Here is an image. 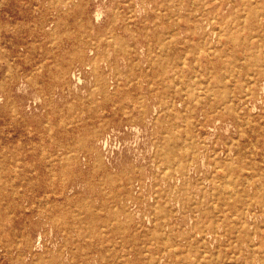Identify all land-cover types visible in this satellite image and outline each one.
Wrapping results in <instances>:
<instances>
[{
    "label": "rangeland",
    "instance_id": "374dc122",
    "mask_svg": "<svg viewBox=\"0 0 264 264\" xmlns=\"http://www.w3.org/2000/svg\"><path fill=\"white\" fill-rule=\"evenodd\" d=\"M263 7L0 0V264H264Z\"/></svg>",
    "mask_w": 264,
    "mask_h": 264
},
{
    "label": "bare ground",
    "instance_id": "6f19581e",
    "mask_svg": "<svg viewBox=\"0 0 264 264\" xmlns=\"http://www.w3.org/2000/svg\"><path fill=\"white\" fill-rule=\"evenodd\" d=\"M192 7H193V6H192ZM263 8H264V7H263ZM263 8H262V9H263ZM259 9H260V8H259ZM262 11H264V9H263ZM242 20H243V19H242ZM233 21H234V20H233ZM219 26H220V25H219ZM222 27H224V26H222ZM126 28H127V27H126ZM211 29H212V28H211ZM214 29H215V28H214ZM218 29H219V28H218ZM215 30H216V29H215ZM215 33H216V32H215ZM214 35H215V34H214ZM218 36H219V34H218ZM252 37L257 38L258 41H256V40H255V41H256V43L259 44V45L261 44L260 40L264 38V36L261 35L260 33H252ZM217 39H218V38H217ZM239 40H240V39H238V41H239ZM221 42H222V41H221ZM221 45H222V44H221ZM158 47H159V46H158ZM244 50H245V49H244ZM243 52H244V51H243ZM238 53L240 54V52H238ZM208 54H210V53H208ZM217 54H218V53H217ZM239 54H238V55H239ZM156 57H157V56H156ZM157 58H158V57H157ZM237 59H238V58H237ZM257 59L260 61V60L263 59V56L259 54L258 57H257ZM241 60H242V59H241ZM196 63H197V62H196ZM230 64H231V63H230ZM255 65H256V64H255ZM263 65H264V64H263ZM234 66H235V65H234ZM210 69H211V68H210ZM248 69H249V68H248ZM211 70H213V69H211ZM250 70H251V69H250ZM225 72H226V71H225ZM240 72H241V71H240ZM252 72H254L253 69H252ZM256 72H258V74H261V75L264 76V68L257 67ZM209 73H210V72H209ZM220 73H221V72H220ZM250 73H251V72H250ZM222 74H223V71H222ZM226 74H227V73H226ZM251 74H253V73H251ZM251 74H250V75H251ZM256 75H257V74H256ZM224 76H225V75H224ZM224 76H223V77H224ZM234 77H235V76H234ZM246 77H247V76H246ZM248 77H249V76H248ZM251 77H252V76H251ZM78 78H80V77H78ZM225 78H226V77H225ZM225 78H224V79H225ZM228 78H230V77H228ZM228 78H227V79H228ZM257 78H258L257 76H256L255 79L253 78L254 80L252 79V82L255 81V80H257ZM227 79H226V80H227ZM243 80H244V79H243ZM227 81H228V80H227ZM245 81H246V80H245ZM221 82H223V81H221ZM221 82H220V83H221ZM230 82H231V80H230ZM247 82H248V81H247ZM236 83H238V82H236ZM233 85H234V84H233ZM233 85H232V86H233ZM205 87H206V86H205ZM262 87H264V85H263ZM206 88H207V87H206ZM206 88H205V89H206ZM242 88H243V86L241 87V89H242ZM247 88H250V87H247ZM253 88H254V87H253ZM203 89H204V88H203ZM212 89H213V88H212ZM229 89H230V88H229ZM245 89H246V87H245ZM246 90H247V89H246ZM212 91H213V90H212ZM212 91L210 90V92H212ZM219 91L221 92V90H219ZM224 91H225V89H224ZM231 91H232V90H231ZM210 92H209V93H210ZM227 92H229V91L227 90ZM199 93H200V92H199ZM209 93H208V95H209ZM231 93H232V92H231ZM252 93H253V92H252ZM210 94H211V93H210ZM220 94H223V93L221 92ZM246 94H248V93H246ZM227 95H228V94H227ZM229 95H230V94H229ZM231 96H232V94H231ZM231 96H230V97H231ZM200 97H201V96H200ZM231 98H232V97H231ZM231 98H230V102H231ZM258 100H259V99H258ZM212 101L214 102V100H212ZM232 101H234V100H232ZM245 103H246V102H245ZM236 106H237V105H236ZM249 107H250V106H249ZM253 107H254V106H253ZM255 107H256V106H255ZM255 107H254V108H255ZM226 109H227V108H226ZM228 110H229V109H228ZM228 110H227V111H228ZM255 110H256V109H255ZM235 111H237V110H235ZM251 112H252V111H251ZM237 113H238V112H237ZM238 117H239V116H238ZM246 118H247V117H246ZM252 118H253V117H252ZM239 119H241V118H239ZM243 119H244V118H243ZM217 120H218V119H217ZM219 120H220V119H219ZM226 122H227V121H226ZM229 123H230V122H229ZM247 123H248V122H247ZM210 127H211V126H210ZM211 128H212V127H211ZM213 128H214V127H213ZM168 134H169V132H168ZM204 134H205V133H204ZM214 134H215V133H214ZM233 138H234V137H233ZM182 141H183V140H182ZM184 141H185V138H184ZM202 142H204V141H202ZM235 142H236V138H235ZM168 143L171 144V147H172V148H170V149H166L168 155L170 156V155H173V154L177 153L176 148L173 146L175 143H177V142H176V139H175L174 137H170ZM180 143H181V142H180ZM188 145H189V144H188ZM185 147H186V146H185ZM238 147H239V145H238ZM188 148H189V146H188ZM191 149H192V148H191ZM206 149H207V148H206ZM206 149H205V150H206ZM181 150H182V149H181ZM182 151H183V150H182ZM188 151H189V150H188ZM204 152H205V151H204ZM215 152H216V151H215ZM226 152H227V150H226ZM184 153H185V152H184ZM184 153H183V154H184ZM192 153H193V152H192ZM217 154H218V153H217ZM181 155H182V154H181ZM213 155H214V153H213ZM215 155H216V154H215ZM218 155H219V154H218ZM227 155H228V154H227ZM234 155H235V154H234ZM184 156H185V155H184ZM224 156H225V155H224ZM252 156H253V155H252ZM217 157H218V156H217ZM226 157H228V156H226ZM183 158H185V157H183ZM224 158H225V157H224ZM230 158H231V157H230ZM203 159H204V158H203ZM216 159H217V158L215 157V161H216ZM217 160H218V159H217ZM229 160H230V159H229ZM160 161H163V160L160 159ZM189 162H190V161H189ZM203 162H204V161H203ZM161 163H162V162H161ZM204 163H205V162H204ZM159 164H160V163H159ZM189 164H190V163H189ZM160 165H162V164H160ZM202 165H203V164H202ZM210 165H211V164H210ZM231 165H232V164H231ZM234 165H235V164H234ZM175 166H176V165H175ZM177 166H178V165H177ZM193 166H194V165H193ZM228 166H229V165H228ZM252 166H253V165H252ZM205 167H206V166H205ZM253 168H254V167H253ZM165 169H166V168H165ZM187 169H188V168H187ZM224 169H225V168H224ZM242 169H243V168H242ZM244 169H245V168H244ZM248 169H249V168H248ZM184 170H185V169H184ZM190 170H191V168H190ZM192 170H193V169H192ZM187 171H188V170H187ZM244 171H245V170H244ZM195 172H196V171H195ZM212 172H213V171H212ZM229 173H230V172H229ZM229 173H228V174H229ZM262 173H263V172H262ZM224 175H225V174H224ZM251 175H252V174H251ZM226 177H227V176H226ZM242 177H243V176H242ZM227 178H228V177H227ZM233 178H234V177H233ZM262 178H263V177H262ZM250 179H251V178H250ZM178 180H179V179H178ZM202 180H203V179H202ZM248 180H249V179H248ZM186 181H187V180H186ZM229 181H230V179H229ZM232 181H233V180H232ZM216 182H217V181H216ZM224 182H225V181H224ZM224 182H222V183H224ZM254 182H255V181H254ZM253 184H254V183H253ZM259 185H261V183H260ZM229 186H230V185H229ZM240 186H241V185H240ZM254 186H257V185L255 184ZM239 188H240V187H239ZM211 191H212V190H211ZM235 191H236V190H235ZM244 191H245V190H244ZM215 192H216V189H215ZM230 192H231V191H230ZM245 192H246V191H245ZM245 192H244V193H245ZM255 192H256V191H255ZM246 194H247V193H246ZM198 196H199V195H198ZM243 196H244V195H243ZM201 198H202V196H201ZM220 198H221V197H220ZM230 198H231V197H230ZM202 200H203V198H202ZM210 201H211V200H210ZM220 201H221V200H220ZM177 202H179V200H178ZM201 202H202V201H201ZM211 203H212V201H211ZM216 205H218V204H216ZM204 210H205V209H204ZM220 211H221V210H220ZM225 211H226V210H225ZM252 211H253V210H252ZM239 213H240V212H238V214H239ZM233 215H234V214H233ZM253 220H255V218H253ZM243 222H245V221H243ZM120 228H121V227H120ZM125 230H126V229H125ZM215 230H216V228H215ZM257 230H258V229H257ZM237 231H238V230H237ZM215 232H217V231H215ZM198 234H199V232H198ZM209 234H210V233H209ZM210 235H211V234H210ZM191 236H192V235H191ZM236 236H237V235H236ZM214 240H215V239H214ZM219 240H220V239H219ZM219 244H220V243H219ZM212 245H213V244H212ZM226 246H227V245H226ZM217 248H218V247H217ZM218 250H219V249H218ZM257 252H259V251H257ZM32 254H33V253H32ZM34 254H35V253H34ZM157 254H158V253H157ZM235 254H236V253H235ZM158 255H159V254H158ZM176 255H177V254H176ZM193 256H194V255H193ZM202 256H203V255H202ZM215 256H216V255H215ZM178 257H179V256H178ZM162 258H163V257H162ZM253 258H254V257H253ZM176 259H177V258H176ZM186 259H187V258H186ZM186 259H185V260H186ZM204 259H205V258H204ZM204 259H203V260H204ZM228 259H229V258H228ZM236 260H237V259H236ZM196 261H197V260H196ZM205 261H206V260H205ZM258 261H259V260H258ZM201 263H202V262H201ZM205 264H206V262H205ZM218 264H219V263H218Z\"/></svg>",
    "mask_w": 264,
    "mask_h": 264
}]
</instances>
